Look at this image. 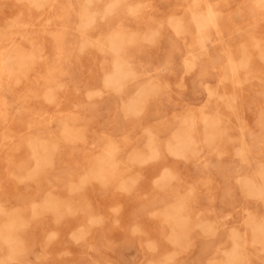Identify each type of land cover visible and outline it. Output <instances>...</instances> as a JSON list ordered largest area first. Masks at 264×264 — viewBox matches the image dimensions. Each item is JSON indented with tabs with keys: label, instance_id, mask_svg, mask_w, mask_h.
<instances>
[{
	"label": "rangeland",
	"instance_id": "obj_1",
	"mask_svg": "<svg viewBox=\"0 0 264 264\" xmlns=\"http://www.w3.org/2000/svg\"><path fill=\"white\" fill-rule=\"evenodd\" d=\"M262 54L264 0H0V264H264Z\"/></svg>",
	"mask_w": 264,
	"mask_h": 264
},
{
	"label": "bare ground",
	"instance_id": "obj_2",
	"mask_svg": "<svg viewBox=\"0 0 264 264\" xmlns=\"http://www.w3.org/2000/svg\"><path fill=\"white\" fill-rule=\"evenodd\" d=\"M43 4H44V3H43ZM262 4H263V3H262ZM117 5H118V4H117ZM210 8H211V7H210ZM111 9H112V8H111ZM137 9H139V8H137ZM113 10H114V7H113ZM213 11H217V10H213ZM110 12H111V11H110ZM133 13H134V12H133ZM215 13L217 14L218 12H215ZM192 14H193V13H192ZM196 14H198V13H196ZM199 14L201 15V12H200ZM203 15H204V14H203ZM213 15H215V14H213ZM194 16H195V14H194ZM196 16H197V15H196ZM205 16L207 17V15H205ZM217 16H218V15H216V19H217ZM172 18H174V17L172 16ZM203 18H204V17H203ZM199 19H200V18H199ZM175 20H176V19H175ZM170 22H172V21H170ZM202 22H203V21H202ZM162 23H163V22H162ZM172 24H173V23H171V25H172ZM169 25H170V24H169ZM175 25L178 26L177 24H174V26H175ZM217 25H218V24H217ZM161 26H163V25H161ZM157 27H158V26H157ZM180 27H181V25H180ZM182 27H183V26H182ZM182 27H181V28H182ZM203 28H205V27H203ZM151 29H152V28H151ZM174 29H175V28H174ZM178 29H179V28H178ZM120 30H121V29H120ZM182 30H183V29H182ZM201 30H202V29H201ZM204 30H205V29H204ZM121 31H122V30H121ZM151 31H152V30H151ZM156 31H158V30H156ZM117 32H118V30H117L115 33H117ZM175 32H176V31H175ZM178 32H180V30H179ZM115 33H114V36H116ZM123 33H124V32H123ZM149 33H150V32H149ZM157 33L159 34V31H158ZM117 34H118V33H117ZM198 34H199V33H198ZM109 35H110V34H109ZM112 35H113V33H112ZM121 35H122V34H121ZM125 35H126V34H125ZM150 35H151V33H150ZM201 35H202V34H201ZM114 36H112V37H114ZM119 36H120V35H119ZM147 36H148V34L146 35V37H147ZM194 36H195V38H196V34H195ZM198 36H199V35H198ZM122 37H123V36H122ZM153 37H154V35H152V38H153ZM201 37H202V36H201ZM205 37H206V36H205ZM118 38H121V37H118ZM123 38H124V37H123ZM132 38H133V37H132ZM150 38H151V37H150ZM207 38H209V37H207ZM98 39H99V38H98ZM197 39H198V37H197ZM205 39H206V38H204V40H205ZM83 40H84V39H83ZM113 40H114V38H113ZM113 40H112V43H113ZM122 40H124V39H122ZM122 40H121V41H122ZM125 40H126V39H125ZM152 40H154V38H153ZM204 40H203V41H204ZM148 41H149V40H148ZM154 41H155V40H154ZM193 41H194V39H193ZM193 41L191 42L192 44H193ZM198 41H199V40H198ZM198 41H196L197 44L199 45V44L201 43L202 46H203V43H204V42H200V41L198 42ZM205 41H206V40H205ZM208 41H210V39H208ZM116 42H117V41H116ZM130 42H131V40H130ZM150 42H151V41H150ZM240 42H241V41H240ZM114 43H115V41H114ZM123 43H125V41H123ZM187 43H188V42H187ZM194 43H195V41H194ZM116 44H117V43H116ZM118 44H119V43H118ZM188 44H189V43H188ZM210 44H211V43H210ZM240 44H242V43H240ZM194 45H196V43L193 44V46H194ZM188 46H190V44H189ZM193 46H192V47H193ZM243 46H244V44H243ZM243 46H241V47L243 48ZM190 47H191V46H190ZM241 47H240V48H241ZM103 48H104V47H103ZM118 48H119V46H118ZM201 48H202V47H201ZM120 49H121V47H120ZM211 49H212V48H211ZM243 49H245V48H243ZM202 50H204V49H202ZM205 50H206V49H205ZM104 51H105V50H104ZM194 51H195V50H194ZM194 51H193V53H194ZM208 51H209V50H208ZM243 51H245V50H243ZM196 52H198V51L196 50ZM196 52H195V53H196ZM257 52H258V51H257ZM176 54H177V53H176ZM197 54H198V53H197ZM242 54H243V53H242ZM191 55H193L192 52H191ZM194 55L196 56V54H194ZM243 56H244V55H243ZM262 56H264V55L262 54ZM192 58H193V57H192ZM114 59H115V58H114ZM239 59H240V58H239ZM184 60H185V59H184ZM187 61H188V60H187ZM191 61H193V60H191ZM189 62H190V60H189ZM189 62H188V63H189ZM186 64H187V63H186ZM190 64H192V68H194V67H193L194 61H193V63L190 62ZM226 64H227V63H226ZM239 66H240V64H239ZM189 67H190V66H189ZM124 68H125V67H123L122 70H123ZM187 69H188V68H187ZM190 69H191V67H190ZM225 69H226V68H225ZM227 69H228V68H227ZM185 71H187V70L185 69ZM188 71H189V70H188ZM188 71H187V72H188ZM244 71H245V70H244ZM130 72H132V71H130ZM188 73H189V72H188ZM225 73H226V72H225ZM131 75H132V74H131ZM133 75H134V74H133ZM129 76H130V75H129ZM136 76H137V75H136ZM228 76H229V75H228ZM133 78H135V77H133ZM225 81H226V80H225ZM145 82H146V81H145ZM117 84H118V83H117ZM149 84H150V83H149ZM179 84H181V83H179ZM194 84H195V83H194ZM107 85H108V84H107ZM122 85H123V83H122ZM122 85H120V87H121ZM175 86H176V85H175ZM177 86H178V84H177ZM206 86H207V85H206ZM106 87H107V86H105V88H106ZM184 87H185V86H184ZM184 87H183V88H184ZM148 88H149V87H148ZM148 88H147V89H148ZM183 88H182V89H183ZM206 88H207V87H206ZM144 89H146V88H144ZM145 91H146V90H145ZM209 91H210V88H209ZM139 92H140V90H139ZM149 92H150V91H149ZM149 92H148V94H149ZM143 93H144V92H143ZM150 93H152V92H150ZM210 93H211V92H210ZM145 94H147V92H145ZM148 94H147V95H148ZM97 95H98V94H97ZM210 95H211V94H210ZM139 96H140V95H139ZM139 96H138V97H139ZM220 96H221V95H220ZM226 96H228V95H226ZM218 97H219V95H218ZM142 98H144V97H142ZM133 99H135V98H133ZM140 99H141V98H140ZM125 100H126V99H125ZM138 100H139V99H138ZM138 100H137V101H138ZM139 101H140V100H139ZM234 101H235V100H234ZM123 102H124V101H123ZM143 102H144V100H143ZM125 104H126V102H125ZM225 105H227V104H225ZM230 107H231V105H230ZM121 108H122V107H121ZM141 108H142V107H141ZM231 108H232V107H231ZM126 109H127V108H126ZM130 110H131V109H130ZM137 110H138V109H137ZM139 110H140V109H139ZM140 111H143V110H140ZM125 113H126V112H125ZM186 117H187V116H185V118H186ZM177 118H178V117H177ZM210 125H211V124H210ZM187 126H188V125H187ZM149 129H150V128H149ZM149 129H148V130H149ZM186 131H187V130H186ZM147 132H148V131H147ZM148 133H149V132H148ZM206 133H208V132H206ZM223 133H224V131H223ZM187 134H189V133H187ZM210 134H211V133H210ZM215 134H216V133H215ZM221 134H222V133H221ZM152 135H153V134H152ZM204 135H205V134H204ZM206 135H207V134H206ZM153 136H154V135H153ZM190 137H191V136H190ZM152 140H154V138H153ZM152 140H151V142H152ZM152 144H153V143H152ZM154 145H155V144H154ZM112 146H113V145H112ZM150 146H151V145H150ZM171 146H172V145H171ZM209 146H210V145H209ZM152 147H153V146H152ZM154 147H155V146H154ZM154 147H153V148H154ZM164 147H165V146H164ZM235 147L237 148V146H235ZM169 148H170V147H169ZM188 148H189V149H188V150H189L188 152H190V151H191V150H190L191 146L188 147ZM236 148H235V149H236ZM147 149H148V148H147ZM191 149H194V148H191ZM237 149H238V148H237ZM194 150H196V149H194ZM238 150H239V149H238ZM238 150H236V151H238ZM196 151H197V150H196ZM134 152H135V151H134ZM218 153H219V152H218ZM137 154H138V153H137ZM193 154H194V153H193ZM193 154H192V155H193ZM202 154H203V153H202ZM138 155H139V154H138ZM113 156H114V155H113ZM139 156H140V155H139ZM193 156H194V155H193ZM203 156H204V154H203ZM195 157H196V156H195ZM131 158H132V156H131ZM137 158H138V157H137ZM140 158H141V157H140ZM127 159H129V158H127ZM132 159H134V158H132ZM114 160H115V159H114ZM138 160H139V159H138ZM141 160H142V159H141ZM135 161H136V160H135ZM37 164H38V163H37ZM113 164H114V163H113ZM117 164H119V163H117ZM257 164H258V163H257ZM261 164H263V163H261ZM258 165H259V164H258ZM111 166H112V165H111ZM98 167H99V166H98ZM114 168H115V167H114ZM115 169H118V168H115ZM261 169H263V168H261ZM168 170H169V169H168ZM259 170H260V169H259ZM117 171H118V170H117ZM125 171H126V169H125ZM169 171H170V170H169ZM114 172H115V171H114ZM118 172H119V171H118ZM170 172H171V171H170ZM172 172H173V171H172ZM258 172H259V171H258ZM109 173H110V172H109ZM120 173H121V171H120ZM120 173H119V174H120ZM161 173H162V172H161ZM164 173H165V172H164ZM110 174H111V173H110ZM167 175H168V174H167ZM169 175H170V173H169ZM108 176H109V175H107L106 177L108 178ZM112 176H114V175H112ZM116 177H117V176H116ZM173 177H174V176H173ZM127 178H128V177H127ZM167 178H169V177H167ZM245 178H246V177H245ZM104 179H105V178H104ZM124 179H125V178H124ZM128 179H129V178H128ZM134 179H135V178H131V180H134ZM138 179H139V178H138ZM234 179H235V178H234ZM243 179H244V178H243ZM98 180H99V179H98ZM136 180H137V179H136ZM260 180H261V179H260ZM99 181H100V180H99ZM109 181H110V180H109ZM134 181H135V180H134ZM167 181H168V179H167ZM249 181H250V180H248V182H249ZM252 181H253V180H252ZM238 182H239V181H238ZM250 182H251V181H250ZM255 183H256V182H255ZM119 184H120V183H119ZM121 184H122V183H121ZM124 184H125V183H124ZM126 184H127V186H128V183H126ZM126 184L124 185L125 187H127ZM130 184H131V182H130ZM133 184H134V183H133ZM133 184H131V187H132ZM134 185H135V184H134ZM238 185H240V184H238ZM241 185H242V183H241ZM241 185H240V186H241ZM247 185H248V184H247ZM247 185H246V188H247V187H250L249 185H248V186H247ZM124 186H123V187H124ZM243 186L245 187V185H243ZM255 186H256V185H255ZM131 187H129V189H131ZM260 187H261V186H260ZM263 187H264V186H263ZM127 188H128V187H127ZM246 188H242V189H246ZM250 188H251V187H250ZM250 188H248V189H250ZM255 189H256V188H255ZM257 189H258V188H257ZM244 191H245V190H244ZM247 191H248V190H247ZM249 192H250V191H249ZM251 192H252V191H251ZM262 192H263V191H262ZM255 193H256V192H255ZM260 193H261V192H260ZM246 196H247V195H246ZM249 196H250V195H249ZM49 200H50V199H49ZM50 203H51V202H50ZM167 207H168V205H167ZM57 208H58V207H57ZM182 209H183V208H182ZM247 210H248V209H247ZM163 211H164V210H163ZM167 211H169V210H167ZM172 211H173V210H172ZM174 211H175V210H174ZM179 212H180V211H179ZM170 213H171V212H170ZM227 214H228V213H227ZM6 215H7V214H6ZM184 215H185V214H184ZM229 215H230V214H229ZM96 218H97V217H96ZM202 221H203V220H202ZM207 221H208V220H207ZM248 222H249V221H248ZM94 223H95V222H94ZM261 225H262V224H261ZM176 231H177V230H176ZM203 231H204V233H205V230H203ZM228 231H229V230H228ZM229 232H231V231H229ZM178 234H179V233H178ZM205 234H206V233H205ZM230 234H231V233H230ZM208 235H209V234H208ZM238 235H239V234H238ZM233 236H234V235H233ZM254 238H255V237H254ZM252 241H253V240H252ZM233 242H235V241H233ZM235 243H236V242H235ZM119 247H120V246H119ZM185 247H186V246H185ZM24 248H25V246H24ZM121 249H122V248H121ZM23 250H24V249H23ZM24 251H25V250H24ZM37 251H38V250H37ZM137 251H138V250H137ZM26 252L29 253L30 251H29V252L26 251ZM38 252L41 253L42 251H38ZM23 253H24V252H23ZM30 253H31V252H30ZM30 253H29V254H30ZM129 253H130V252L127 251V254H129ZM123 254H124V253H123ZM132 254H133V253H132ZM133 255H135V254H133ZM173 255H175V254H173ZM44 256H45V255H44ZM127 256H128V255H127ZM14 257H15V256H14ZM41 257H42V256H41ZM16 258H17V257H16ZM16 258H15V260H16ZM33 258H34V257H33ZM36 258H39V259H40V256H39V257H36ZM167 258H168V257H167ZM170 258H171V255H170ZM125 259H126V258H125ZM3 260H4V259H3ZM234 260H235V259H234ZM127 261H128V260H127ZM31 263H32V262H31ZM167 264H168V263H167ZM169 264H170V263H169Z\"/></svg>",
	"mask_w": 264,
	"mask_h": 264
}]
</instances>
